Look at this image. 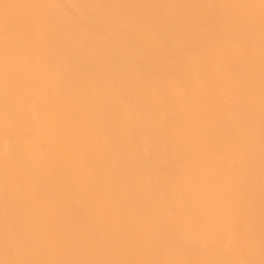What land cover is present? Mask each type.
Segmentation results:
<instances>
[{"label":"bare ground","instance_id":"1","mask_svg":"<svg viewBox=\"0 0 264 264\" xmlns=\"http://www.w3.org/2000/svg\"><path fill=\"white\" fill-rule=\"evenodd\" d=\"M0 264H264V0H0Z\"/></svg>","mask_w":264,"mask_h":264}]
</instances>
